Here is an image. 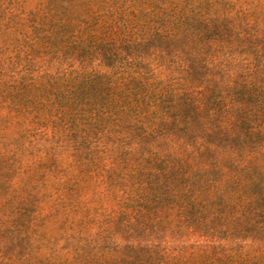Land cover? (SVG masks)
<instances>
[{
	"label": "trees",
	"instance_id": "obj_1",
	"mask_svg": "<svg viewBox=\"0 0 264 264\" xmlns=\"http://www.w3.org/2000/svg\"><path fill=\"white\" fill-rule=\"evenodd\" d=\"M0 264H264V0H0Z\"/></svg>",
	"mask_w": 264,
	"mask_h": 264
}]
</instances>
